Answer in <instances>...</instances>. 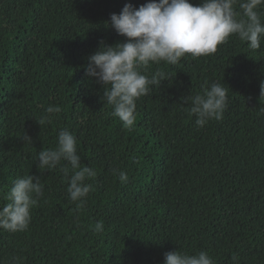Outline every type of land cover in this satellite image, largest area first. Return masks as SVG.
<instances>
[{"label": "trees", "instance_id": "obj_1", "mask_svg": "<svg viewBox=\"0 0 264 264\" xmlns=\"http://www.w3.org/2000/svg\"><path fill=\"white\" fill-rule=\"evenodd\" d=\"M146 2L0 0V207L16 178L44 187L26 231L0 229V264H163L176 249L206 251L214 264H264V38L258 50L232 35L214 54L152 64L144 74L165 77L136 101L128 130L85 67L101 43L125 42L111 15ZM211 83L229 89L227 107L198 128L190 98ZM49 106L62 111L39 125ZM62 129L75 136L81 167L95 171L80 208L66 162L48 171L35 163Z\"/></svg>", "mask_w": 264, "mask_h": 264}, {"label": "clouds", "instance_id": "obj_2", "mask_svg": "<svg viewBox=\"0 0 264 264\" xmlns=\"http://www.w3.org/2000/svg\"><path fill=\"white\" fill-rule=\"evenodd\" d=\"M238 5L240 11L236 10ZM261 6L264 0H200L193 5L189 0H148L138 8L125 4L119 14L110 17L111 27L125 42L114 45L101 43L98 50L88 57L85 75L96 78L103 86V101L113 109L122 126L131 130L136 121V101L149 93L150 86L162 83L165 73L156 71L149 77L144 74L152 64L161 62L175 65L186 54L192 57L214 54L219 45L232 35L246 42L252 50H258L264 38V20ZM228 88L221 83H211L203 88L202 94L192 96L189 112L195 116V124L203 128L210 120H220L228 103ZM264 95V82L260 84ZM188 97L184 102H188ZM59 106L46 108V115L39 125L50 123L53 114L60 113ZM23 142L32 144V138L23 134ZM75 136L67 129L57 134L54 149L37 153L36 167L52 170L65 161L60 170L68 177L69 198L83 207L85 198L92 191V185L85 183L94 177L95 171L81 167L77 154ZM74 170L69 176V168ZM121 183H127L128 175L114 169ZM44 187L37 176L26 175L16 178L8 190V201L0 207V229L11 233L26 231L31 222V210L38 206ZM95 231H103V224L97 222ZM235 262L238 257L233 255ZM11 264H19L14 257ZM163 264H214L206 251L196 254L174 251L164 254Z\"/></svg>", "mask_w": 264, "mask_h": 264}]
</instances>
